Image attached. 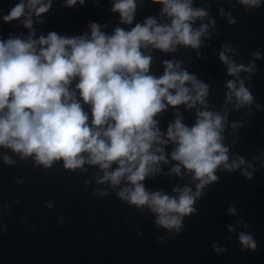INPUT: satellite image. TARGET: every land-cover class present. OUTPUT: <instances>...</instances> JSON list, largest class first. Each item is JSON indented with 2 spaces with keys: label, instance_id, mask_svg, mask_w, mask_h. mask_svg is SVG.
Returning a JSON list of instances; mask_svg holds the SVG:
<instances>
[{
  "label": "water",
  "instance_id": "1",
  "mask_svg": "<svg viewBox=\"0 0 264 264\" xmlns=\"http://www.w3.org/2000/svg\"><path fill=\"white\" fill-rule=\"evenodd\" d=\"M17 2L0 0V38L28 36L30 30L21 21L2 20ZM112 2L86 0L84 5L69 7L64 0H52L47 12L39 18L33 15L34 38L50 31L81 35L90 32V21L109 34L117 26L128 30L143 24L147 17L159 24L170 22V17L161 15L158 0H137L131 25L111 10ZM192 3L208 13L193 25H208L198 48L177 45L172 52L151 47L142 51L153 58L151 74L162 75L165 60L180 61L182 69L209 85L208 110L226 114L222 135L229 148L228 163L243 158L244 164L231 170L222 165L217 168V180L200 190L194 202L197 211L184 218L177 233L157 225L156 214L146 205L137 207L118 197L123 182L118 186L101 182L103 170L98 165L85 163L72 170L55 161L45 168L31 156L21 158L0 147V264H264V0L259 6L239 0ZM221 51L237 65L253 69L239 73L253 94L251 104L236 107L235 97L226 100L230 91L226 82L236 77L227 73ZM256 51L261 53L259 58L252 55ZM84 108L91 120L89 106ZM196 108L203 110L199 104L195 108L168 106L155 117L158 127L166 133L177 110L190 126L196 121ZM172 147L171 143L164 146L169 162H160L161 171L145 179L146 188L176 195L174 187L189 185L195 192L198 181L191 173L183 167L179 175L171 172L178 163L171 160ZM5 155L13 163H7ZM245 171L252 174L251 179ZM229 207L235 211L228 212ZM240 231L254 236L255 251L241 248Z\"/></svg>",
  "mask_w": 264,
  "mask_h": 264
},
{
  "label": "clouds",
  "instance_id": "2",
  "mask_svg": "<svg viewBox=\"0 0 264 264\" xmlns=\"http://www.w3.org/2000/svg\"><path fill=\"white\" fill-rule=\"evenodd\" d=\"M64 2L71 7L84 5L86 0ZM158 2L161 15L170 17L169 23L159 24L156 18L147 17L143 24L136 23L128 30L117 26L109 34L90 21V32L81 35L50 31L38 38H34L33 15L39 18L47 12L52 0H19L12 5L2 20H19L30 31L27 38H0V147L19 153L21 158L31 156L45 168L55 161L72 170L85 163L98 165L103 170L101 182L110 181L112 186L123 182L118 197L137 207L146 205L156 214L157 225L179 233L184 218L197 211L194 202L200 190L217 180V168H239L244 159L228 163L229 148L222 135L226 114L208 110L206 82L182 69L180 61H163L160 76L150 73L153 58L143 49L172 52L177 45L198 48L208 27H193L208 13L193 7L192 0ZM261 2L239 0L248 6ZM136 7L137 0H113L111 10L131 25ZM225 51L220 52V60L227 73L236 77L226 82L230 90L226 100L235 97L236 107L251 104L253 94L239 73L253 69L237 65ZM252 55L259 58L261 53ZM197 104L203 110L196 108L194 124H185L177 110L166 133L161 132L155 118L158 113L168 106L195 108ZM169 143L173 145L171 160L178 162L171 172L179 175L183 167L191 173L198 181L195 192L189 185L174 187L176 195L146 188L145 179L161 171L160 162H169L164 148ZM4 159L13 163L7 155ZM244 175L251 179V173L245 171ZM234 211L228 208V212ZM237 239L242 249H257L251 233L240 231ZM214 251L221 249L214 247Z\"/></svg>",
  "mask_w": 264,
  "mask_h": 264
}]
</instances>
